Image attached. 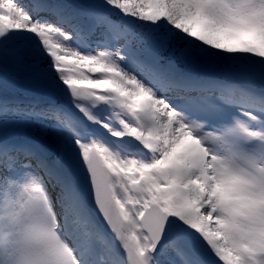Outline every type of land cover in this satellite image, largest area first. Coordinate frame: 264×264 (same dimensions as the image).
I'll return each mask as SVG.
<instances>
[{"label":"snow or ice","instance_id":"1","mask_svg":"<svg viewBox=\"0 0 264 264\" xmlns=\"http://www.w3.org/2000/svg\"><path fill=\"white\" fill-rule=\"evenodd\" d=\"M0 264H264V0H0Z\"/></svg>","mask_w":264,"mask_h":264}]
</instances>
